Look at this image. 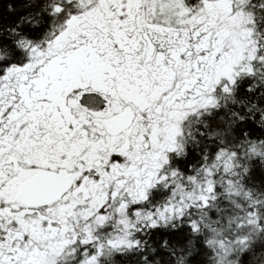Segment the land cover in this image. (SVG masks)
<instances>
[{
	"label": "snow or ice",
	"instance_id": "obj_1",
	"mask_svg": "<svg viewBox=\"0 0 264 264\" xmlns=\"http://www.w3.org/2000/svg\"><path fill=\"white\" fill-rule=\"evenodd\" d=\"M0 264H264V0H0Z\"/></svg>",
	"mask_w": 264,
	"mask_h": 264
}]
</instances>
